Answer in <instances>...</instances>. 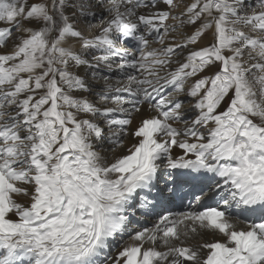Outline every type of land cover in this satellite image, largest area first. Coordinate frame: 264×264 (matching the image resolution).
<instances>
[{
	"label": "snow or ice",
	"instance_id": "snow-or-ice-1",
	"mask_svg": "<svg viewBox=\"0 0 264 264\" xmlns=\"http://www.w3.org/2000/svg\"><path fill=\"white\" fill-rule=\"evenodd\" d=\"M0 264H264V0H0Z\"/></svg>",
	"mask_w": 264,
	"mask_h": 264
}]
</instances>
